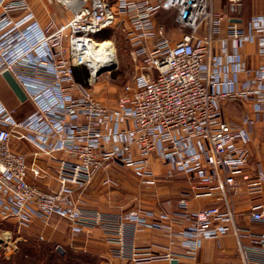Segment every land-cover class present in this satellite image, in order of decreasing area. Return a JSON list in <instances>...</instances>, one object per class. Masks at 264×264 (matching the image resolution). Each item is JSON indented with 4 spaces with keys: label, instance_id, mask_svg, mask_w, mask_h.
<instances>
[{
    "label": "built area",
    "instance_id": "1",
    "mask_svg": "<svg viewBox=\"0 0 264 264\" xmlns=\"http://www.w3.org/2000/svg\"><path fill=\"white\" fill-rule=\"evenodd\" d=\"M40 1L67 6L63 0ZM84 1L70 19L42 25L28 0H0V77L10 72L33 105L18 119L0 98V220L29 229L35 219L46 226L59 216L69 222L72 236L99 226L117 244L115 254L135 263L194 259L204 240L232 231L243 264H264V204L251 207L252 220L262 228L253 234L235 225L228 201L238 193L237 177L248 178L250 133L228 122L223 110L225 103L252 100L255 111L264 112V61L247 67L240 52L244 44L257 43L264 56V16H254L246 27L229 23L217 54L215 35L226 18L216 13L214 0ZM241 1L229 0L232 6ZM161 11H173L175 23L185 30L175 44L164 36V27H156ZM118 19L143 59V72L108 107L87 86L95 82L87 58L97 37ZM150 40H157L152 51L146 45ZM82 68L89 73L84 83L76 79ZM244 122H250L248 117ZM22 143L33 147L30 162ZM152 155L168 166L166 179L183 174L193 198L217 203L188 212L189 198H181L178 207L189 225L174 229L165 213L156 216L139 207L110 223L101 213L87 214L75 200L76 191L83 193L98 174L114 168L129 167L142 185L155 186ZM29 175L55 181L58 188L42 190ZM257 177L253 188L260 191L264 171ZM103 184L114 188L119 182L105 178ZM130 227L165 231L181 240L179 252L129 245Z\"/></svg>",
    "mask_w": 264,
    "mask_h": 264
},
{
    "label": "crops",
    "instance_id": "2",
    "mask_svg": "<svg viewBox=\"0 0 264 264\" xmlns=\"http://www.w3.org/2000/svg\"><path fill=\"white\" fill-rule=\"evenodd\" d=\"M28 2L42 25H46L50 19L61 22L59 21V14L54 8V11L53 9L50 10V7L45 6L40 0H28ZM214 10L216 13L224 14L226 18L221 29L215 35L216 43L214 52L219 54L221 44L218 39H223L225 37L228 24L237 23L242 27H246L254 16H264V0H242L237 6H232L229 0H214ZM162 12L165 11H161L156 15L155 24L157 28L161 26L164 27V36L169 38L172 43L170 38L172 32L170 29L171 24L169 27L159 19ZM174 26L175 28L172 35H177L176 37L180 40L185 30L177 26L175 19ZM156 41L157 40H150L146 43L149 50L153 49V44ZM240 52L242 60L247 67L257 68L264 61V56L260 55L258 52L257 43L244 44ZM79 71L80 69H77L76 78L77 76L80 77ZM240 78L244 80L245 75L241 74ZM3 98L2 101L4 104L10 110L16 111L18 119L24 118L33 111L28 110L29 108L33 109V105L30 102H18L13 96L11 97V95L8 97L4 96ZM16 103H19L18 106L20 107L16 108ZM223 110L224 117L228 122L247 129L251 137L248 145L251 157L249 165L245 169V175L248 176V178L244 176L237 177L239 184L238 193L235 196L229 197V207L234 212L235 225L238 228L249 230L253 234H259L262 228L258 223L252 220L250 210L254 205L264 204V185L260 191L254 190L253 188L258 183V171H264V112H256L252 100L225 103L223 105ZM246 117H248L250 122H244ZM19 147L21 151L28 155L27 160L30 162L32 159L30 155L33 151V147L27 143L20 144ZM150 161L152 169L158 177V182L155 186H146L149 190L147 196L150 198L148 199L150 206L141 207L140 187L142 184L129 167H125L126 170L123 172H120V170H118L119 168H114L104 175H98L94 186H92L90 190H86L83 193H79V191L75 192V200H77L80 207L87 214L101 213L107 221H112L110 223L115 222L120 215L136 210L139 207L153 211L156 216L165 213L169 216V223L174 229L189 225V222L184 220L181 216L184 210L178 207V202L181 198H189L188 212H197L217 203L213 198H193L185 175L176 174L174 177L166 179L165 175L168 172V166L155 155L150 157ZM40 164L44 167L48 166L47 162L44 160H41ZM105 178L116 180L119 182V185L116 188L108 187L103 184ZM28 179L32 184L37 185L42 190L47 191L58 188V184L55 181L46 182L37 180L31 175H29ZM108 189H113L115 192L105 191ZM220 205L221 209L225 211V204L221 203ZM132 228L130 227V231L127 235V242L129 245L138 248H151L153 252L160 254L167 252L169 248L175 251H178L177 249L180 248L179 243L181 240L168 236L163 230L144 229L134 232ZM28 230L31 234L40 235L42 239H44V236H47L59 240L63 237L62 234L65 232L71 235L69 222L59 216H53L46 226L35 219ZM83 234H87L90 238L79 248L90 249L92 252L96 250L94 253L103 259L105 264H171V262L164 260L135 263L131 259L118 257L115 254V251L118 249L117 244L109 239L110 235L106 233L102 227L96 226L80 235ZM243 243L245 245H250L249 240L246 238L243 240ZM175 260H177L178 264H243L237 240L232 231L219 239L204 240L196 258L190 259L179 256L175 258ZM251 260L254 263L258 261L255 257H252ZM262 262L263 261L260 260V263Z\"/></svg>",
    "mask_w": 264,
    "mask_h": 264
},
{
    "label": "rangeland",
    "instance_id": "3",
    "mask_svg": "<svg viewBox=\"0 0 264 264\" xmlns=\"http://www.w3.org/2000/svg\"><path fill=\"white\" fill-rule=\"evenodd\" d=\"M86 1L89 3L90 0ZM110 2L113 3L115 0H110ZM47 7H50V10L55 9L61 22L70 19L72 9H75L69 5L64 6L61 4L48 5ZM159 19L168 26L171 24V27H169L172 31L170 36L172 44L178 42L177 35H172L175 28V13L173 11L162 12ZM122 24L121 20L118 19L112 28L97 37L98 42L108 41L112 44L114 65L101 70L92 85L87 84L93 96L108 107H114L124 86L132 83L134 77L143 72V59L136 56L135 47L124 34ZM79 74H87V78L89 76L85 68L80 69ZM9 95L19 102L2 77L0 78V97L2 99L4 96L8 97ZM18 104H15L16 108L20 107ZM28 110L32 111L33 109L29 108ZM118 170L123 172L126 169L119 168ZM108 171L110 172V170ZM108 171H102L98 175H104ZM95 180L87 190L94 186ZM186 180L189 183L187 177ZM140 189L141 207L150 206L148 200L150 198L147 196L148 187L142 185ZM105 191L115 192L113 189ZM5 234H9V239L5 238ZM62 236L59 240L47 236L41 239L40 235L31 234L28 229H19L13 220H0V264H74L75 262L76 264H105V261L94 253L96 250L92 252L90 249L79 248L86 240H89L90 237L87 234L73 237L65 232Z\"/></svg>",
    "mask_w": 264,
    "mask_h": 264
},
{
    "label": "bare ground",
    "instance_id": "4",
    "mask_svg": "<svg viewBox=\"0 0 264 264\" xmlns=\"http://www.w3.org/2000/svg\"><path fill=\"white\" fill-rule=\"evenodd\" d=\"M67 5L72 8L80 7L85 1L84 0H63ZM93 51L90 57L87 58L88 64L91 68L93 74V80L96 78L97 74L108 68V66L114 65V60L112 57V44L108 41L98 42L93 45ZM4 235V234H3ZM5 238L9 239V234H5Z\"/></svg>",
    "mask_w": 264,
    "mask_h": 264
},
{
    "label": "water",
    "instance_id": "5",
    "mask_svg": "<svg viewBox=\"0 0 264 264\" xmlns=\"http://www.w3.org/2000/svg\"><path fill=\"white\" fill-rule=\"evenodd\" d=\"M2 77L7 82L8 86L12 90V92L15 94V96L18 98V100L21 103H25L27 101V97L23 90L21 89L20 85L17 83L15 78L11 75L10 72H4ZM171 264H178L177 260H172Z\"/></svg>",
    "mask_w": 264,
    "mask_h": 264
},
{
    "label": "trees",
    "instance_id": "6",
    "mask_svg": "<svg viewBox=\"0 0 264 264\" xmlns=\"http://www.w3.org/2000/svg\"><path fill=\"white\" fill-rule=\"evenodd\" d=\"M79 72H80V71H79ZM81 75H82V77H81ZM81 75H80L81 78H80L79 76H77L76 79H77L78 81L84 83L85 80L87 79V74H81ZM63 257H65V256H63ZM74 264H76V262H75Z\"/></svg>",
    "mask_w": 264,
    "mask_h": 264
}]
</instances>
